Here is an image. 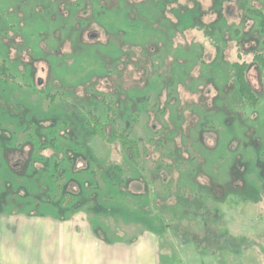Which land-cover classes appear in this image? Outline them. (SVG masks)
Returning a JSON list of instances; mask_svg holds the SVG:
<instances>
[{
  "label": "rangeland",
  "instance_id": "374dc122",
  "mask_svg": "<svg viewBox=\"0 0 264 264\" xmlns=\"http://www.w3.org/2000/svg\"><path fill=\"white\" fill-rule=\"evenodd\" d=\"M71 241L264 264V0H0V264Z\"/></svg>",
  "mask_w": 264,
  "mask_h": 264
},
{
  "label": "crops",
  "instance_id": "0c3cea01",
  "mask_svg": "<svg viewBox=\"0 0 264 264\" xmlns=\"http://www.w3.org/2000/svg\"><path fill=\"white\" fill-rule=\"evenodd\" d=\"M66 229H61V228H59V229H57V230H53L52 232H49V235H53L54 237L56 236V237H58L59 239H62L61 238V235L63 234V232L65 231ZM70 234V236H73L74 237V235L76 234V230H74V231H72L70 228L68 229V231L67 232H65L64 234ZM64 243H57V244H53V247L52 248H48V249H41V246H39L38 247V250H41V251H44V252H42L41 253V256L39 257V259H36V260H34V259H31V260H28L26 263L27 264H50V263H47V262H45L46 261V259H45V252H46V250L49 252V251H53V252H62V251H72V252H74L75 251V249H79V246H82V245H85L86 247H85V250L86 251H94V249H89L88 247H92L93 245H92V243H90V244H80V243H77V241L76 242H72L71 241V243L70 244H65V245H63ZM73 247H75V248H73ZM144 247H145V249H144ZM81 248H83V247H81ZM142 249H144V250H142ZM83 250V249H82ZM102 250H104V251H107V248L106 247H103V249ZM109 250V249H108ZM131 250H134V249H131ZM140 252H142V251H144V252H146V253H148V256H149V258H148V260L147 261H144V260H142V259H140V255L138 256V258H137V261H134L135 262V264H157V262H156V255H155V257L153 258L152 257V253H151V248H149V247H147L146 245L145 246H143V247H141L140 249H138ZM55 255H56V253H55ZM61 256H62V253H59L58 255H56V258H57V260L54 262L55 264H61ZM72 257H73V255H71ZM88 257H92V254L90 255H87ZM13 260V259H12ZM9 262H10V260H8ZM101 261L102 262H104V256H102V259H101ZM122 264H132V263H134L132 260H129L128 262L125 260V259H123V260H119ZM17 264H24V262L22 261L21 263L20 262H18L17 261V259H16V261H15Z\"/></svg>",
  "mask_w": 264,
  "mask_h": 264
},
{
  "label": "trees",
  "instance_id": "16d2710c",
  "mask_svg": "<svg viewBox=\"0 0 264 264\" xmlns=\"http://www.w3.org/2000/svg\"><path fill=\"white\" fill-rule=\"evenodd\" d=\"M240 68H242V67H240V66H238L236 63L235 64H233V70H234V72H235V74L238 76V70L240 71L241 69ZM246 84V83H245ZM248 85V84H247ZM250 85H248V87H249ZM244 88H245V86H244ZM250 88V87H249ZM253 90H251V88H250V90H249V93H247V92H245V97H246V99L248 98L250 101L252 100V98H254V94H253V92H252ZM251 95V96H250ZM255 99V98H254ZM249 101V102H250Z\"/></svg>",
  "mask_w": 264,
  "mask_h": 264
},
{
  "label": "water",
  "instance_id": "95a60500",
  "mask_svg": "<svg viewBox=\"0 0 264 264\" xmlns=\"http://www.w3.org/2000/svg\"><path fill=\"white\" fill-rule=\"evenodd\" d=\"M93 36H95V34Z\"/></svg>",
  "mask_w": 264,
  "mask_h": 264
},
{
  "label": "flooded vegetation",
  "instance_id": "af4514ba",
  "mask_svg": "<svg viewBox=\"0 0 264 264\" xmlns=\"http://www.w3.org/2000/svg\"><path fill=\"white\" fill-rule=\"evenodd\" d=\"M234 71V70H233Z\"/></svg>",
  "mask_w": 264,
  "mask_h": 264
}]
</instances>
